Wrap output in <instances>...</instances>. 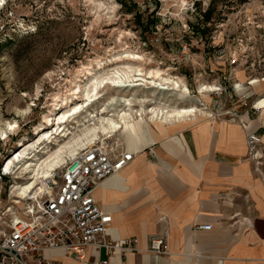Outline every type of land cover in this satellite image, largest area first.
<instances>
[{
	"label": "rangeland",
	"instance_id": "1",
	"mask_svg": "<svg viewBox=\"0 0 264 264\" xmlns=\"http://www.w3.org/2000/svg\"><path fill=\"white\" fill-rule=\"evenodd\" d=\"M94 1H2L0 128L8 122H16L17 128L0 140V168L17 150L19 140H36L33 128L53 110L54 94L68 95V80L77 70L88 65L96 68L94 60L108 64L113 55L124 51L143 56L132 64L144 70L159 69L186 85L187 100L165 93L171 107L192 106L200 110L196 115L212 119L264 114V109L254 110L255 102L264 96V0L253 4L244 0ZM98 3L114 9L105 14L97 9ZM254 80L257 84L251 85ZM205 86L216 91L201 92ZM103 93L108 98L130 96L133 91L107 88ZM152 93L143 88L136 91L143 99L152 98ZM105 102L95 103L92 110H99ZM153 106L144 104L148 111ZM79 125H74L77 133L85 129ZM107 138L102 136L99 141ZM108 141L125 149L119 133ZM13 173L14 169L11 175L0 176L1 222L21 214L25 207V199L14 204L12 196L15 184L26 183L27 175L18 180Z\"/></svg>",
	"mask_w": 264,
	"mask_h": 264
},
{
	"label": "crops",
	"instance_id": "2",
	"mask_svg": "<svg viewBox=\"0 0 264 264\" xmlns=\"http://www.w3.org/2000/svg\"><path fill=\"white\" fill-rule=\"evenodd\" d=\"M117 133L133 160L92 196L111 216L108 238L134 239L139 251L109 256L90 247L81 259L52 251V264H264V114L135 121ZM250 133L261 139L257 163L247 156ZM161 233L170 255L147 253Z\"/></svg>",
	"mask_w": 264,
	"mask_h": 264
},
{
	"label": "bare ground",
	"instance_id": "3",
	"mask_svg": "<svg viewBox=\"0 0 264 264\" xmlns=\"http://www.w3.org/2000/svg\"><path fill=\"white\" fill-rule=\"evenodd\" d=\"M2 1L0 0V5L3 4ZM88 2L92 4L95 1L88 0ZM97 9L107 14L114 8L98 3ZM98 17L100 18L101 15ZM142 60V55L130 51L113 55L108 64L94 60L96 68L90 65L82 66L72 80H68L69 87L66 90L68 95L63 96L59 93L53 95V110L44 115L42 122L33 128V136L36 140H29L26 137L19 140L17 150L6 159L7 163L3 169L5 175H11L12 169H14L13 174H17L18 180L27 175L26 183L15 184L12 196L15 202L12 203L20 204L28 193L37 189V184H40L39 189L31 194H42L45 190L46 178L74 159L80 151L103 142V140L99 141L102 136L109 137L106 139L108 140L124 126L135 121L149 125V123L183 118L185 115L195 117L196 113H200V110L192 106L167 109L170 104L167 105L169 98L165 97L166 94H161L160 97L155 91L159 90L161 93L173 91L176 95L189 98L186 85L178 78L166 76L159 69L144 70L140 65L130 62ZM114 63L120 65L107 69L108 65ZM82 78L84 79L81 80ZM256 84V80L251 82V85ZM107 88L123 93L133 91V94L105 98L103 91ZM139 88L153 90L152 98H138L136 91ZM202 91H216V88L205 86L201 88ZM101 100L106 102L99 110H92L94 104ZM147 103H153L155 106L148 111L144 107ZM255 104L256 109H264V96ZM136 105H139L138 109H134ZM79 122V126L85 129L77 133L79 130L74 131L76 129L74 125ZM15 128H17L16 122L6 123L3 129L0 128V140L7 139ZM51 145L55 148L52 149Z\"/></svg>",
	"mask_w": 264,
	"mask_h": 264
},
{
	"label": "built area",
	"instance_id": "4",
	"mask_svg": "<svg viewBox=\"0 0 264 264\" xmlns=\"http://www.w3.org/2000/svg\"><path fill=\"white\" fill-rule=\"evenodd\" d=\"M244 1L253 4L261 0ZM260 144L261 139L256 135L246 136L247 156L256 163L261 159ZM132 160L131 153L104 140L80 151L61 171H54L45 179L42 194L25 197L21 214L7 222H1L0 218V264H52L46 258V253L52 251L81 259L90 247L103 248L109 256L117 252H138L134 239L108 238L111 216L100 209L92 196L103 181L119 173ZM6 163L0 168L1 177L9 176L3 172ZM197 229L208 231L211 225ZM146 252L169 256L167 234L151 236Z\"/></svg>",
	"mask_w": 264,
	"mask_h": 264
}]
</instances>
